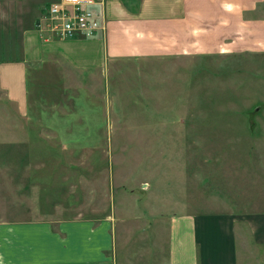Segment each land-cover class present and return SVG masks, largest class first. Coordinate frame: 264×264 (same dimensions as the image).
Listing matches in <instances>:
<instances>
[{"label":"rangeland","instance_id":"obj_1","mask_svg":"<svg viewBox=\"0 0 264 264\" xmlns=\"http://www.w3.org/2000/svg\"><path fill=\"white\" fill-rule=\"evenodd\" d=\"M241 57L103 69L91 90L64 91L63 115L42 105L57 135L0 89V219L109 213L117 260L141 262L142 233L160 217L263 210L264 56ZM251 258L244 249L240 263Z\"/></svg>","mask_w":264,"mask_h":264},{"label":"crops","instance_id":"obj_2","mask_svg":"<svg viewBox=\"0 0 264 264\" xmlns=\"http://www.w3.org/2000/svg\"><path fill=\"white\" fill-rule=\"evenodd\" d=\"M52 1L0 0V89L17 114L54 135L58 128L43 124V104L63 115L64 91L91 90L99 71L114 72L123 61L264 56V0H105L106 28L92 38L44 40L35 23ZM160 221L142 233L139 262L130 255L117 260L109 213L1 218L0 264H243L244 249L253 256L248 263H264V208L180 211Z\"/></svg>","mask_w":264,"mask_h":264},{"label":"built area","instance_id":"obj_3","mask_svg":"<svg viewBox=\"0 0 264 264\" xmlns=\"http://www.w3.org/2000/svg\"><path fill=\"white\" fill-rule=\"evenodd\" d=\"M104 3L105 0H53L35 23L39 37L92 38L106 28Z\"/></svg>","mask_w":264,"mask_h":264}]
</instances>
